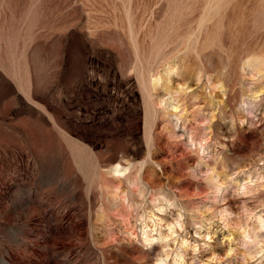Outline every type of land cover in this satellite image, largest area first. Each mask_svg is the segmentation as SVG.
I'll return each instance as SVG.
<instances>
[{
    "label": "rangeland",
    "instance_id": "obj_1",
    "mask_svg": "<svg viewBox=\"0 0 264 264\" xmlns=\"http://www.w3.org/2000/svg\"><path fill=\"white\" fill-rule=\"evenodd\" d=\"M262 62L264 0H0V264H264Z\"/></svg>",
    "mask_w": 264,
    "mask_h": 264
},
{
    "label": "bare ground",
    "instance_id": "obj_2",
    "mask_svg": "<svg viewBox=\"0 0 264 264\" xmlns=\"http://www.w3.org/2000/svg\"><path fill=\"white\" fill-rule=\"evenodd\" d=\"M250 56V55H249ZM249 58V60H250V57H248ZM139 60V59H138ZM248 60V59H247ZM247 62V61H246ZM250 62V61H249ZM249 62H247V63H249ZM252 62V61H251ZM257 62V61H256ZM259 62H261V61H259ZM173 63V62H172ZM168 64V66L166 67V70H165V72L164 73H160L159 71H154L155 69H151V72H150V70H149V72L148 71H146L144 68H142V67H137V70H136V73H137V76H138V81H139V83H140V85H141V87H142V89L143 90H145V91H147V92H149L150 90H152V89H155L156 88V86L158 85V84H160L161 83V81L163 80V76L165 77V80L166 79H168L169 78V76L171 75V73L175 70V68H174V66H175V64L173 63V64ZM253 63V62H252ZM255 64V63H254ZM264 63L262 62V65H263ZM260 65V64H259ZM261 65V66H262ZM256 68H257V66H256ZM258 68H261V67H259L258 66ZM257 68V70H260V69H258ZM152 70H153V72H152ZM169 80V79H168ZM255 97V96H254ZM245 98H247V97H245ZM162 101V100H161ZM253 101H255V100H253V98L251 99V97H250V99H248V100H246L245 102H242V103H245V104H249V103H252ZM254 104V103H253ZM252 106V105H251ZM153 107V106H152ZM248 108V107H247ZM246 109V108H245ZM149 134V133H148ZM148 138V137H147ZM107 167H109V166H107ZM105 173L106 174H110L112 177H114V178H117V179H120V178H123V177H127L128 176V174H129V172H130V166L129 165H123V164H121V163H119V162H116V163H114V164H112L109 168H106L105 169ZM131 179V178H130ZM133 180H136V179H133ZM131 181L130 183L131 184H134L135 182L134 181ZM136 186V185H135ZM124 192V191H123ZM115 193V192H114ZM122 195V194H121ZM125 198V197H124ZM141 214V213H140ZM144 215V214H143ZM143 215H141L142 216V218H140L141 219V221H140V219H139V221H140V224H138V220L136 221L137 222V224L138 225H140L141 226V228H142V235H143V238H144V240L146 241V242H150V241H152L156 236H155V234L154 233H152L151 232V230H153V229H155V228H152L151 226L152 225H150L149 224V222L148 221H155V214H154V212H152V213H150L149 215H148V221L146 220V218H147V216H146V218L145 217H143ZM139 216V215H138ZM140 216V217H141ZM154 223V222H153ZM132 225V224H131ZM139 226V227H140ZM155 226V225H154ZM131 227V226H130ZM132 228V230H133V227H131ZM136 229V228H135ZM148 229H150V230H148ZM155 231V230H154ZM140 232H141V230H140ZM139 232V233H140ZM133 233H135V232H133ZM132 234V233H131ZM141 235V236H142ZM165 259L163 258V259H161V261H164ZM185 261V254H184V252L183 253H179V254H177V257L175 258V262L176 263H179V262H184Z\"/></svg>",
    "mask_w": 264,
    "mask_h": 264
}]
</instances>
